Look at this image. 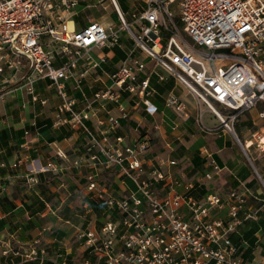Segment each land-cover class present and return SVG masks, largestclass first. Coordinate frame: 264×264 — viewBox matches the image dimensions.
<instances>
[{
  "label": "built area",
  "instance_id": "1",
  "mask_svg": "<svg viewBox=\"0 0 264 264\" xmlns=\"http://www.w3.org/2000/svg\"><path fill=\"white\" fill-rule=\"evenodd\" d=\"M63 1L67 8L77 6V0ZM111 1L121 23L115 30L97 21L79 29L66 19L53 23L46 13L50 0H0V74L19 77L31 100L41 105L47 100L40 98L35 83L38 78L49 79L60 97L57 124L82 130L94 165L114 167L121 178L135 185L129 195L117 198L101 185L99 173L89 174L87 189L104 203L109 216L100 229L79 232L91 257L50 264H264V236L257 242L262 262L256 256L246 259L242 246L232 240L244 221L257 218L258 210L246 208L248 195L264 204V180L259 173L263 191L233 189L198 200L191 194L194 184L183 192L177 190L183 182L161 168L164 161L146 169L148 139L124 144V138L117 137L109 144L105 137L103 144L88 125L97 115L96 104L114 102L122 114L111 116L109 122L112 128L119 126L120 119L128 117L122 105L124 94L139 98L149 115L157 112L151 77L156 74L164 80L165 76L154 69L147 72L146 61L139 55L144 54L206 106L219 121L220 130L231 135L253 162L252 152L264 154V125L242 141L236 122L241 114L259 108L264 124V0H137L127 11L118 0ZM123 33L134 47L109 75L110 84L92 98L84 96L82 109H77L78 100L69 96L67 82L80 87L89 72L107 62L106 57L95 61L90 50L120 45ZM45 36L50 46L59 45L64 60L61 66L55 65V49L47 47ZM81 60L87 66L78 74ZM166 105L181 110L183 103L169 93ZM169 163L177 164L175 160ZM210 165L216 172L223 169L212 157ZM212 178L207 173L199 184ZM158 183H163V191ZM225 210L227 218L222 216ZM28 258L46 262L35 249Z\"/></svg>",
  "mask_w": 264,
  "mask_h": 264
},
{
  "label": "crops",
  "instance_id": "2",
  "mask_svg": "<svg viewBox=\"0 0 264 264\" xmlns=\"http://www.w3.org/2000/svg\"><path fill=\"white\" fill-rule=\"evenodd\" d=\"M93 1L77 0V6L67 8L63 0H50L47 18L53 23L66 19L78 29L85 27L88 23H82L78 12L92 6ZM118 1L120 6L121 2L129 3ZM108 15V21L113 23L104 25L118 29L114 11ZM125 37L123 34L122 40ZM43 40L48 48L55 49V65L61 66L64 60L57 50L59 45L50 46L47 36ZM133 47L120 44L90 50L89 55L95 61L106 57L107 62L96 72H89L80 87H75L72 81L67 82L69 96L78 100L77 109H82L84 96L92 98L110 84L109 75L118 70ZM139 55L149 70L155 67L153 60ZM86 66L87 62L81 60L77 73H82ZM163 75L167 77L163 83L155 77L151 82L152 88H156L152 101L158 109L154 115L146 112L139 98L124 94L122 105L128 117L120 119L119 126L112 128L109 118L120 117L121 108L114 102H107L105 106L96 104L97 115L88 125L98 139L103 144H106L105 137L109 144H114L117 137H123L124 144L139 138L148 139L150 149L145 154L146 169L149 171L164 161L161 168L183 182L177 190L183 192L189 184H194L191 194L198 200L211 193L225 195L233 189L244 188L252 193L263 191L257 173L264 180V154H255L250 162L242 148L236 146L234 138L220 130L217 118L209 112L216 123L205 125L203 106L197 101L193 104L192 96L183 100L177 82L171 76ZM19 79L12 78L9 72L0 74V264H39V260L28 258L34 249L40 258L46 259L45 264L63 259L79 262L91 257L90 250L78 237L79 232L100 229L104 223L98 220V211L105 212V205L89 193L88 175L99 173L101 185L109 195L117 198L129 195L135 185L129 179L121 178L114 167L94 165L87 151V135L82 130L57 124L55 113L60 97L49 79L38 78L35 83L40 98L47 100L46 105L33 102ZM176 89L183 103L181 110L166 105V97L169 93L174 94ZM246 113L251 119L237 120L236 125V132L242 139L249 137V126L259 118L254 115L255 109L239 118ZM94 152L104 159L98 150ZM211 157L223 168L221 172H216L210 165ZM172 160L177 162L175 166L170 165ZM207 173H212L213 178L200 185ZM156 186L163 191V183ZM246 208L258 210L257 218L244 221L232 235L233 240L242 246L246 259L252 260L256 256V261L262 262L257 242L264 236V204L248 195ZM222 216L227 218L226 210Z\"/></svg>",
  "mask_w": 264,
  "mask_h": 264
},
{
  "label": "rangeland",
  "instance_id": "3",
  "mask_svg": "<svg viewBox=\"0 0 264 264\" xmlns=\"http://www.w3.org/2000/svg\"><path fill=\"white\" fill-rule=\"evenodd\" d=\"M137 2H138L137 0H133L132 2H129L128 5H125L123 7L124 11L129 10V8L134 6V4H136ZM91 5L92 6L82 8L80 12H78L79 9L76 8V12H78V14H80V17L82 19L81 20L82 23L86 24V23H89L91 21H97V22H99V23H101L103 25L104 24L107 25V24L113 23L111 21H108V17H109L108 14L110 12L114 11L115 15L117 16V13L115 11V7H114V5H113L111 0H94L93 2H91ZM115 24L117 25L118 28L121 26V23L119 21L118 16L116 18ZM179 27H180V29H182L181 23H179ZM123 34L126 35V37H125L126 39H123L121 41V43H120L121 46H131V47L134 46V42L129 38L127 33H123ZM188 40L190 41V39H188ZM138 53H141V52H138ZM142 55L144 56V54H142ZM154 65H155V62H154ZM153 69L158 74H161V75L167 74L168 76H170L164 69H162V68H160V67H158L156 65H155V67L153 66L150 70L147 67V72L149 73ZM153 77H155L159 82H162V83L167 78V77H165L164 80H161V79H159L158 75L153 74L152 77H151V82H152V78ZM171 78H173V77H171ZM177 84H178L177 87L181 88V91L183 93V98H184L183 100L186 99V96L187 97H191L192 96L193 97V99H192L193 100V104H195L196 103V99L194 98V96L190 92H188V90L184 86H182L180 83L177 82ZM174 86L175 85L173 84V87ZM173 87L169 88V91H171V89ZM153 89L156 91L155 87H153ZM178 92H180V91H178ZM188 93H190V94H188ZM174 94L178 97L177 89H176V91H174ZM187 108H191V106L187 105ZM258 110H259V108H258ZM258 110H255V113H254L255 116H258L257 115V111ZM197 111L200 113V109L198 108V106H197ZM201 112H203V114H204L203 122H204L205 125L213 126L216 123V121H215L216 119L215 120L212 119V115L209 113V111H208L206 106L203 105V107L201 109ZM246 117L251 119L250 115L246 113V114L242 115L240 118H238V121H240L241 119H245L246 120ZM238 121L236 122V125L239 123ZM263 125H264L263 122L258 118L256 120L255 124H251L249 126V130H250V132H252L253 130H256L258 127L263 126ZM248 138H250V136ZM248 138H246V139H248ZM241 140L243 141L242 137H241ZM237 144H238V142H236V146H237ZM252 154H253L254 157H256L255 154H258V153L257 152H252ZM239 156H240V153L236 157L239 158ZM255 163L258 164L259 161H256ZM260 173H263V171L260 170ZM108 216H109V214L105 213L104 210L98 211V220L99 221H103L104 222L106 220V217L108 218Z\"/></svg>",
  "mask_w": 264,
  "mask_h": 264
},
{
  "label": "trees",
  "instance_id": "4",
  "mask_svg": "<svg viewBox=\"0 0 264 264\" xmlns=\"http://www.w3.org/2000/svg\"><path fill=\"white\" fill-rule=\"evenodd\" d=\"M125 6L124 2H121V7L123 8ZM97 208H99V205H96ZM100 209V208H99ZM232 240H233V236H232ZM234 242V240H233ZM253 243V242H252Z\"/></svg>",
  "mask_w": 264,
  "mask_h": 264
},
{
  "label": "bare ground",
  "instance_id": "5",
  "mask_svg": "<svg viewBox=\"0 0 264 264\" xmlns=\"http://www.w3.org/2000/svg\"><path fill=\"white\" fill-rule=\"evenodd\" d=\"M70 25H71V26L73 25L72 22H70Z\"/></svg>",
  "mask_w": 264,
  "mask_h": 264
}]
</instances>
